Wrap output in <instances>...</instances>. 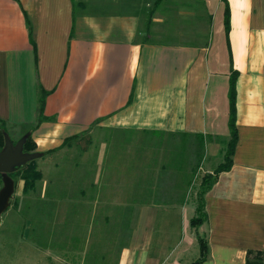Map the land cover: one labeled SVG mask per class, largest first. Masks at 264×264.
<instances>
[{
	"label": "crops",
	"instance_id": "obj_1",
	"mask_svg": "<svg viewBox=\"0 0 264 264\" xmlns=\"http://www.w3.org/2000/svg\"><path fill=\"white\" fill-rule=\"evenodd\" d=\"M225 2L227 35L220 0H0V120L28 128L42 174L17 209L23 264L58 263L82 239L61 245L60 233L85 226L83 264L117 216L127 236L116 264H192L198 238L201 264L264 254V0ZM232 73V166L204 196L207 219L195 228L201 178L228 140ZM100 253L92 264H109Z\"/></svg>",
	"mask_w": 264,
	"mask_h": 264
},
{
	"label": "trees",
	"instance_id": "obj_2",
	"mask_svg": "<svg viewBox=\"0 0 264 264\" xmlns=\"http://www.w3.org/2000/svg\"><path fill=\"white\" fill-rule=\"evenodd\" d=\"M160 0H158L159 2ZM225 4L224 11V32L227 35L229 31V21H228V7L225 0H220ZM235 80L236 73H232L229 78V89H228V103H229V117H228V140L225 142L224 154L222 163L218 165L214 170L205 174L200 181L199 188L196 193V209L195 216L190 220V225L192 227H199L206 222V213H205V204H204V196L207 192L212 188V186L216 183L218 176L221 173L228 172L232 166V157L234 154L235 145L237 142V134L235 127ZM47 96V93L44 91H40L39 98V109H38V123L41 122L43 117V107L44 100ZM6 124L0 120V151H2L4 147V136L9 137L8 131L6 129ZM197 146L194 150L195 158L197 159L196 167L200 166V163L203 159L204 154V139L202 136H196ZM35 145L32 142L29 134L26 137V140L23 144V153L24 154H34L35 153ZM194 171L198 168H192ZM9 177L13 180L14 184L18 180L22 183V196H28L30 194H35L37 192V185L42 181V174L38 171L35 160L26 164L25 166L16 169L13 171ZM1 182V175H0ZM83 195V193H82ZM17 203L14 204V208H16ZM66 229V228H65ZM61 237L64 235L62 233ZM198 243L200 247V256L198 260L192 264H201L207 255V247L204 240L198 238ZM78 252H82V248L76 249ZM95 258H102V255L98 250L96 252H92L91 250L85 253V257L83 260V264H92L95 262ZM246 264H264V254L262 253H252L248 252Z\"/></svg>",
	"mask_w": 264,
	"mask_h": 264
},
{
	"label": "rangeland",
	"instance_id": "obj_3",
	"mask_svg": "<svg viewBox=\"0 0 264 264\" xmlns=\"http://www.w3.org/2000/svg\"><path fill=\"white\" fill-rule=\"evenodd\" d=\"M179 25V24H177ZM189 27V26H188ZM174 33H178L179 29L174 28ZM186 31L189 32H195L194 29L188 28ZM205 33V32H204ZM205 35V34H204ZM9 135V140L13 145L20 142L23 138L28 136L29 130L28 128H6ZM166 143V145L169 143V141L161 142ZM222 143V144H221ZM220 144L224 145L225 142L223 139H220ZM35 162H37L35 160ZM38 163V162H37ZM36 163V164H37ZM211 164V163H210ZM209 164V165H210ZM37 166V165H36ZM203 169H208L207 165L205 164L203 166ZM41 183L37 185L40 186ZM2 188V182H0V189ZM39 191V190H38ZM22 201V194H21V184L17 180L15 182V189L14 194L10 200L9 208L6 212H4L0 216V245L2 246L0 249V264H23V259L27 258L29 255L28 248L26 245H22L20 243V235L23 232V228L21 227V221L22 216L19 212H17V209L19 208L20 202ZM25 201V200H24ZM17 203V208H14V204ZM26 217V216H25ZM109 218V217H108ZM107 218V220H108ZM110 222H108L107 228H108V234H107V240L105 243H100L102 241L103 235L101 236V240L98 239L99 244L104 247L103 250H99L101 247H99L97 250L98 252H102L106 254L105 260L108 261L109 264H116V260L118 258V249L121 246L122 242H125L127 234L124 232L123 228V222L125 221V216H117V218L113 219V217H110ZM78 220H82L83 218H79ZM115 221V222H114ZM115 225V227H112ZM85 226H74L73 229L71 228V232L69 234L64 235V239L61 237L60 234V244H67L68 237L70 236V239L73 238H80L82 236V239H80L77 242H71L70 249L62 247L60 250V258L58 263L53 264H81L83 259V252H78L76 249H79V246H82V240L87 237L86 230L83 231ZM81 228V229H80ZM106 228V229H107ZM110 229V232H109ZM20 234V235H19ZM100 235V234H99ZM18 236V238H16ZM68 236V237H67ZM99 237V236H98ZM125 239V240H124ZM57 242V241H55ZM64 248V249H63ZM50 259V258H49ZM36 260L38 261V264H52L47 258H41L36 257ZM33 264H36L35 258L33 259Z\"/></svg>",
	"mask_w": 264,
	"mask_h": 264
},
{
	"label": "water",
	"instance_id": "obj_4",
	"mask_svg": "<svg viewBox=\"0 0 264 264\" xmlns=\"http://www.w3.org/2000/svg\"><path fill=\"white\" fill-rule=\"evenodd\" d=\"M26 137L13 145L9 137L4 136V147L0 151V175L2 188L0 189V216L6 212L10 205V200L14 194L15 184L9 175L18 168L36 160L38 154H24L23 144Z\"/></svg>",
	"mask_w": 264,
	"mask_h": 264
}]
</instances>
